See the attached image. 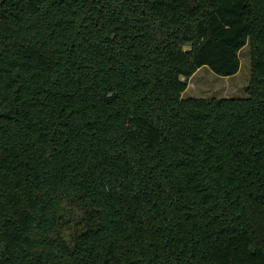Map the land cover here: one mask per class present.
<instances>
[{"label": "trees", "instance_id": "1", "mask_svg": "<svg viewBox=\"0 0 264 264\" xmlns=\"http://www.w3.org/2000/svg\"><path fill=\"white\" fill-rule=\"evenodd\" d=\"M0 264H264V0H0Z\"/></svg>", "mask_w": 264, "mask_h": 264}, {"label": "rangeland", "instance_id": "2", "mask_svg": "<svg viewBox=\"0 0 264 264\" xmlns=\"http://www.w3.org/2000/svg\"><path fill=\"white\" fill-rule=\"evenodd\" d=\"M187 47V45H185ZM239 69L229 76L213 72L207 65L199 67L187 80L182 97H244L250 79V46L247 41L238 52Z\"/></svg>", "mask_w": 264, "mask_h": 264}]
</instances>
